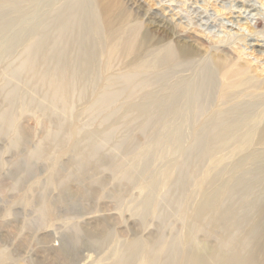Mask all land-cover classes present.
I'll use <instances>...</instances> for the list:
<instances>
[{"label":"rangeland","instance_id":"rangeland-1","mask_svg":"<svg viewBox=\"0 0 264 264\" xmlns=\"http://www.w3.org/2000/svg\"><path fill=\"white\" fill-rule=\"evenodd\" d=\"M84 1L94 12L96 78L87 96L77 85L53 95L41 73L58 65L32 27ZM4 12L16 23L0 30V264H173L185 248L209 259L207 248L225 245L222 227L195 216L222 174L213 188L245 178L244 198L230 201L239 215L232 239H242L246 220L264 227V143L252 139L261 126L211 156L201 135L224 105L217 91L207 93L193 127L164 119L156 105L149 117L134 108L168 97L170 87L188 92L210 62L249 66L264 81V0H6L0 22ZM119 27L139 31L134 52L113 56ZM171 48L187 50L165 65ZM31 53L41 65L29 69ZM241 89L234 105L262 102L263 112L264 89Z\"/></svg>","mask_w":264,"mask_h":264},{"label":"bare ground","instance_id":"bare-ground-1","mask_svg":"<svg viewBox=\"0 0 264 264\" xmlns=\"http://www.w3.org/2000/svg\"><path fill=\"white\" fill-rule=\"evenodd\" d=\"M31 1L34 2L35 0ZM0 2H6V0H0ZM87 3V1H84L81 4L70 5V7L63 10H57L53 20L40 22L32 27V30H35L34 37L38 39V47L42 51L44 50L47 58L53 59L58 65L53 71L46 68L41 73L42 80L40 79V82L51 84L54 87V92H56L53 95L58 93V95L61 93L71 94L73 90L76 91L74 88L77 85L78 89L87 96L89 90V88L87 89V82L96 78L92 71L94 64L93 51L95 50L96 52L98 50L93 37L96 25L94 24V12L92 8L90 10L87 7ZM5 18L6 13L2 14L0 30H8L16 23L14 20L9 21L5 20ZM236 19L240 18L236 17ZM123 30L127 29H124V27L115 29L114 41L116 49L111 53L113 56L118 55L121 51L132 53L135 50L138 27H132L129 29L132 31H128L127 34ZM33 44L35 46V43ZM186 50V48H183V50L178 48L175 52L172 48L171 50L167 49L163 63L165 65L177 64L179 60L184 59L183 54H185L184 51ZM36 65L40 66L41 64L34 53L27 54L26 66L30 69L31 66L35 67ZM33 69L35 70V68ZM202 71V76L198 74L200 77L196 78V81L193 82V88H189L188 92L184 90L177 91V86L170 87L171 94L168 97H155L150 105H135L134 108L138 109L143 116L149 117L153 108L152 105H156L164 119L174 120L181 117L178 123L183 126L189 125L193 127L198 124L197 119L203 113L201 108L207 106L204 105V103L207 104L205 96L209 91H217L216 94H219L218 102L224 105L213 112L208 126L205 127V132L201 135V140L203 139L206 146L207 155L215 156L222 147H226L232 142L238 143L241 138H245L241 131L249 128L252 130L253 127L260 128L261 126L262 130L258 136H253L252 139L258 138L259 141L264 143V111L260 110L262 102L250 104L248 107L237 106L233 102V97H239L245 93L241 89L243 86L247 85L254 90H263L264 81L256 83L251 73L253 70L245 65H238L231 70L225 62L221 64L210 62ZM31 74H34V71ZM219 77L222 78L223 86L226 83L222 91H220L219 85L217 86ZM188 87H190L189 83ZM186 96H188L187 105L184 104L185 102L182 104ZM54 97L52 96V98ZM236 99L238 100V98ZM109 101L110 99H108V103ZM185 108L189 111L186 114V116L189 115L188 122H186L184 115L186 112ZM253 142L252 140L249 143ZM202 154L197 153L196 156L201 155L202 158L205 156H202ZM222 177L223 174L215 176L209 183L212 187L210 189L211 197L201 204L195 220L204 223L208 221L209 224L213 225V228L220 230L222 227L220 240L225 243L224 248L220 247V250L207 248L209 259H206V256H202L197 249L185 248L184 252H180L171 258L170 262H173V264H209L210 260H213L216 264H264V243L262 242L264 239V227L259 221L246 220L242 222L241 229L245 233L242 239L234 241L231 236L232 231L236 229L233 222L239 220V215L236 204H231L230 201L235 194L238 199L241 196L239 203L244 198L245 191L241 189L242 184L245 183V178L240 177L235 183L224 180L217 188H213L218 184L217 182L221 179L223 180ZM228 203H230V210L227 212L222 211L221 205L224 206ZM253 231H256L255 235ZM253 238H259L257 239L258 243L261 244L259 250L256 249V245H253Z\"/></svg>","mask_w":264,"mask_h":264}]
</instances>
